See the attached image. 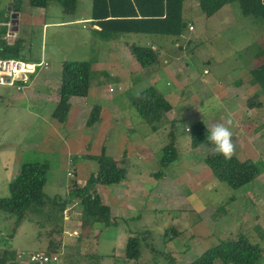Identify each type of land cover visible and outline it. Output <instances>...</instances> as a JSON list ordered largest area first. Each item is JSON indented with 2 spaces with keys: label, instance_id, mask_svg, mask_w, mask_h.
Here are the masks:
<instances>
[{
  "label": "rangeland",
  "instance_id": "rangeland-1",
  "mask_svg": "<svg viewBox=\"0 0 264 264\" xmlns=\"http://www.w3.org/2000/svg\"><path fill=\"white\" fill-rule=\"evenodd\" d=\"M5 2L0 0L2 12L7 11ZM91 7L92 0H77L76 11L71 15L65 14L56 3L46 9L31 8L42 14L45 11L48 23H69L49 26L44 30L42 25L31 27L21 24L20 31L16 32L18 39L15 35L13 42L16 41L20 47L19 59L30 62L43 59L48 63V68L33 79L36 84L32 88L21 92L11 91L14 93L12 97L6 94V88L0 87V198L9 197L8 185L16 180L22 167L36 163L45 164L48 169L43 189L46 199L66 197L65 187L71 180L72 168L75 166L76 181L84 185L89 175L97 170L96 162L88 161L87 156H98L105 149L106 156H112L120 167L126 168L122 187L120 184L96 187L103 203L110 207L113 223L106 228L81 223L78 203L68 205L61 215L58 206H45L42 214L29 213L18 227L15 217L0 210V255L2 250L12 253L56 250L60 254L59 264H169L165 256L170 254L174 257L172 264H184L196 260L221 243L244 236L263 249V257L255 264H264V125L261 126L264 122V104L262 109L255 111L245 108L247 104L244 102L245 98L260 89L257 85L250 88L251 84L247 85V81L251 79L250 70L264 62L263 22L244 17L237 2L224 6L206 18L195 0H187L183 4L187 27L182 37L173 38V44L179 47L169 50V43L165 42L168 49L165 55L174 56L170 59L165 56L168 61L175 60L181 53L183 61L189 60L188 63L193 65L187 66L190 72L192 68L199 75L209 72L205 78L213 77L223 83L230 79L241 80L243 84L240 87L233 85L239 88L238 91L245 86L239 92L238 104H234V107H241L243 112L240 115L243 117L239 120L252 123V128L250 134L246 135L236 121L232 122L236 145L234 156L243 161H252L260 174L251 183L234 190L212 178L204 163L209 148L206 145L191 148L190 134L186 132L191 124L219 112L218 104L212 99L194 104L190 113H184L185 106L182 108L181 102L171 99L177 114L174 123L177 159L160 177H156V173L161 171L162 148L169 142L167 135L174 129V124L170 128L169 124L165 126L160 122L153 125L156 133H152V126L146 124L128 102L130 96L149 87L148 83L152 82L149 74L144 79L137 74L134 87L124 90L119 86L118 78L114 76L109 79L107 75L112 71H108L106 66L95 67L91 70V86L85 100L87 106L77 108L78 100H73L71 120L59 124L51 118L50 111L56 103L42 102L37 93L47 91L37 83L41 80L45 82V73H50L49 78L54 75L48 87L53 97L63 62L92 63L96 58V50L83 45L93 39L90 25L86 23L90 20L73 23L77 18H89ZM189 24L193 31L188 30ZM141 39L132 37L127 41L142 45ZM112 41L116 45L120 39L114 38ZM114 72L118 76L117 71ZM101 83H104V88ZM196 83H199V79H196ZM155 88L158 92H165L160 85ZM170 92L166 96L173 95ZM94 93L98 97L93 101ZM260 98L264 103V95ZM93 106L102 109L101 120L99 126L89 129L84 123ZM115 106L125 118L122 129L129 141L125 147L112 150L110 146L113 144L107 138L103 141L102 128L103 120L107 114L114 112ZM88 111L89 115L86 116ZM216 118V123L225 121L221 116ZM242 132L247 139L245 135H240ZM240 137L242 141L247 140L249 152H242V146L237 142ZM74 161H77L75 165ZM203 171L208 179L204 175L203 178L197 175ZM122 212L125 214L120 216ZM237 219L240 222L236 225ZM173 230L180 234L174 236ZM73 232L78 236H69ZM142 237H148L146 243L152 244L159 255L152 254L142 245ZM127 246L141 249L138 260L125 258ZM95 254L99 257H95Z\"/></svg>",
  "mask_w": 264,
  "mask_h": 264
},
{
  "label": "trees",
  "instance_id": "trees-1",
  "mask_svg": "<svg viewBox=\"0 0 264 264\" xmlns=\"http://www.w3.org/2000/svg\"><path fill=\"white\" fill-rule=\"evenodd\" d=\"M187 0H92L89 22L90 33L103 41H112L118 37H141L142 45L132 44L130 54L136 63L146 69L160 60L159 52L153 50L150 39L158 41L164 37L179 38L186 29L187 24L182 18L183 4ZM206 18H210L226 5L237 2L244 17L260 19L264 24V0H195ZM30 8L46 9L52 3L58 4L62 11L71 15L76 11L77 0H28ZM23 0H11L8 17L1 19L9 22V13L16 19L21 13ZM193 28V27H192ZM7 29H0V58L19 59V49L16 41L9 45L4 40ZM127 39V38H125ZM127 42V40H126ZM91 62H63L61 66L60 83L57 89L58 101L50 116L59 124L67 120L72 97L85 98L88 95L91 81ZM250 84L259 85L260 93L252 95L247 100L249 109H260L263 104L258 98L264 95V62L250 70ZM238 84V83H237ZM130 105L139 117L152 126L162 122L163 117L171 110L164 98L153 88L144 89L137 95L130 96ZM100 107L93 106L87 118L86 126L92 127L98 121ZM176 123V122H175ZM190 146L195 149L206 145L210 148L207 139L210 131L203 122H196L190 127ZM175 131V124H174ZM177 134L170 132L168 142L162 148L160 161L161 171L156 173L160 177L164 170L177 159L174 147ZM97 164L95 173H91L84 183L80 185L75 178V166L70 172L71 180L66 189V197L56 196L46 199L43 189L46 184L47 166L45 164H32L19 170L14 182L8 185L9 197L0 198V210L16 218V226H20L28 214H42L45 206H58L63 214L67 206L78 203L81 208V223L90 227L102 225L109 227L114 220L110 216V208L103 204L96 187L119 185L126 178V168L120 167L118 162L105 155L104 151L98 156H87ZM124 159H122L123 162ZM77 161H74V165ZM205 165L210 169L213 177L230 188L237 190L251 183L260 174L259 168L250 160L239 161L235 156L230 161L220 155L209 153L204 158ZM174 236L180 233L173 230ZM78 236V235H77ZM149 237V236H148ZM148 237H142V245L152 254L156 253L153 245H148ZM137 238V237H136ZM138 240V239H137ZM137 241V246H139ZM48 250V249H47ZM47 252H56L48 250ZM141 249L126 247L125 258L138 260ZM12 252L2 250L0 264H4ZM165 256V255H163ZM95 257H99L95 254ZM263 257V249L252 244L249 239L242 236L235 241L221 243L201 254L196 260L184 264H255ZM166 261L172 264L174 257L165 256Z\"/></svg>",
  "mask_w": 264,
  "mask_h": 264
},
{
  "label": "crops",
  "instance_id": "crops-1",
  "mask_svg": "<svg viewBox=\"0 0 264 264\" xmlns=\"http://www.w3.org/2000/svg\"><path fill=\"white\" fill-rule=\"evenodd\" d=\"M10 3H11V0H6V2H5V5L7 7V11H3L4 12L3 13L0 10V29H3V28L7 29L8 28L7 25L9 23L11 25L12 19L10 18V15H11L10 13H9V22L8 23L5 22L4 20H1V19L8 17V12L10 11L9 10ZM37 9H39V8H37ZM46 16L47 15H46L45 11L43 14L38 12V11L34 12L33 9L30 8L28 0H23L21 13L17 15L15 22H13L14 24H12L11 30L16 29V31L14 33L16 35V32H19L21 29V24H24V26H31V27L32 26L37 27V26L42 25V29L44 30L46 27H49V26L62 25L65 23L66 24L69 23V22H65V23L49 22L48 23V22H46ZM89 18H90V15H89ZM89 18H86V19L77 18L75 21H73V23L81 21V20L87 21ZM182 18L184 20L183 13H182ZM80 24H82V23H80ZM189 25H191V24H189ZM189 25H188V27H189ZM188 30H189V28H188ZM193 30H189V31H193ZM43 33H45V31H43ZM92 37H93L92 40H88V42H86V43L84 42V44H83L84 46H88V48L93 47L94 50H96V52H97L96 58H94L92 60L91 70L94 69L95 67L103 68L106 66V69L108 71H112L111 74H113V75H111V74L107 75V76H109V79H110V77H114V76L116 78H118V84H119V86L124 88V90H126L127 88H129L131 86L134 87V84L137 81L135 79V76L137 74H138V76H141L142 79H144L146 74L151 75L150 78H152V82H149V83L146 82L149 85V87H147V88H153L157 91V89L155 88L156 85H160L161 87H164L165 92H163V91L162 92L157 91V92L171 106V110L165 114V116L163 117V120H162V123L165 126H167V124H169V127L171 128L172 124H174L176 122L175 120L177 118V114L174 111L175 107L170 102L171 99H173L174 101L181 102L180 104L183 105L182 108L185 106V112L184 113H190L193 110L194 104H196L198 102L199 103H206L208 100L212 99V100L216 101V103L218 104V111L219 112L215 115L211 114V115L205 116L204 119L199 120L197 122H200V121L203 122L204 125L207 127V129L210 131L212 125L217 124L215 122V120L217 119L216 117L221 116V117L225 118V120L230 118L232 122L234 121V123H235V121H236L239 124L238 127L241 126L240 128L242 129V131L245 132L246 135L250 134V130L252 128V123L249 124L247 122H245V123H243V121L241 122L239 119H241L243 116L240 115V113L243 111L241 110V107H239L240 109H238V108L235 109V107H234V104H236V103L238 104V98H239L238 94H240L242 88L245 87V86H242L240 91L237 90V89H239L237 87H240V85L243 84L242 81L230 79L228 82L223 83V82L216 81L213 77L205 78V76L209 75V72L206 75H199L193 71L194 70L193 68L190 72L189 71L190 69L188 67H192L193 65L188 63V62H190L189 60H187V62H185V60L183 61V56H180L181 53L175 58V60L168 61L166 58H164L165 56L168 57V59H170L169 57L174 58V56L173 55H170V56L165 55L166 51H168L167 47L165 46V42L169 43V50L172 47H179V45H177L176 43L173 44V41H174L173 38L174 37H164V38L159 39L158 41H156V40L154 41L152 39L149 40V42L151 43V45L153 47L152 49L157 50L159 52L160 60L155 65H152L146 69H142L136 63V61L134 60V58L130 54V51H129L130 46L134 43H131L128 41L126 42L127 39H125V38H132L134 36L118 37L117 39L118 40L120 39V41L116 42L117 43L116 45L112 44L115 41H103L101 39L94 37L93 34H92ZM16 38L18 39L17 35H16ZM141 42H143V41L141 40ZM108 44H109V46L107 47ZM114 47H117V48L113 49ZM126 50H128V51H126ZM187 58H188V56H187ZM46 71H43V72H46ZM114 71H117L118 76L114 75L116 73ZM49 74L48 73L44 74V77L46 78V80H43V81H45L44 83H42V80L37 83L39 87L44 88L47 92H45L43 94H39V93H37V94L39 95V97L43 103L46 104L47 101L48 102L50 101V102L55 104L58 101L57 89H58L60 80H59L58 86L56 87V91H55L56 93L52 97L50 95L51 91L49 90L48 87L52 84L53 79H54V75H52L49 78V76H50ZM162 79L164 81H166L165 85L163 84ZM196 79H199V83H196ZM35 84H36L35 81L31 82V85L27 89L29 90ZM101 84H103L102 86L104 88L105 87L104 83H101ZM248 84H250V81H247V85ZM233 85H235L237 87H233ZM189 86L191 87L190 89H189ZM257 86H258V88H260L259 85H257ZM249 87L252 88V87H256V86L251 85ZM27 89H25V90H27ZM170 90H171L170 94L173 92V95H167L166 96V93H168ZM11 91L12 90L7 89L6 94H10V96L12 97L14 93H11ZM108 91L110 92V89ZM234 92L236 93V95ZM256 93H260V89H259V91H256L254 94H256ZM88 95H89V91H88ZM94 95H95V97L93 98V101H94V99H96L98 97L95 93H94ZM262 96L263 95H261L260 97H262ZM235 97H236V99L234 100ZM260 97L258 98L259 102L264 104ZM86 98L87 97H85V98L72 97L70 99V110H69L67 120H71V116H72L71 115V109L73 107L72 101L78 100L77 101L78 103H76V105H78L77 108L85 107V106H87V104L85 103ZM249 98L250 97L245 98L244 102L247 103V100ZM222 101L224 104L222 103ZM245 108H248V107L245 106ZM260 109H262V108H260ZM260 109H251V110L257 111ZM52 110H53V108L51 109L50 113L52 112ZM113 111L114 112L112 114L106 115V118L103 120V128H102L103 129L102 137H104L103 141H106V138H107L108 142L112 143L114 145V146L113 145L110 146L112 150L119 149L121 146L125 147L126 144L128 145V141H129L128 137L124 136V132L122 129V121L125 118L122 116V114H120L119 110L116 109V106H115ZM101 114H102V109H101V112L99 114L98 121L92 127L100 125L99 122L101 120ZM170 114H173L174 116L172 118H169ZM47 115H49V114H47ZM88 115H89V111L87 112L86 116H88ZM85 122H87V120ZM84 125H85V127H87L85 123H84ZM262 125H264V122H263V124H261V126ZM92 127H87V128L90 129ZM238 127H236V128H238ZM236 128H235V130H237ZM129 129H131V128H128V130ZM171 130L173 133H175L174 129H171ZM151 131H152V133H156V131L155 132H153V130H151ZM245 134H243V132H242L240 135L243 137V135H245ZM246 135L244 137L245 139H247ZM239 139L240 140H238L237 142L242 146V152H249V148H248L249 145L246 144L247 140L244 139V141H242L243 138H241V137ZM135 143H136V141H135ZM86 144L89 145V143H86ZM102 149H104V148H102ZM102 149H101V151H102ZM104 151H105V149H104ZM108 154L110 155L109 151H108ZM238 160L243 161L241 159H238ZM207 169H208V167H207ZM207 169L205 168V170H207ZM204 172L205 171H203V173H200L197 175H200V177L203 178ZM204 176L207 178L206 175H204ZM211 176L214 179L212 173H211ZM194 177L196 178V175ZM199 182L205 183V181H202V180H200ZM121 184H123V182ZM121 184H120V186L122 187L123 185H121ZM127 190H128V188H127ZM97 192H99V191L97 190ZM130 193L134 194L132 192H130ZM65 194H66V190H65ZM98 194L100 196V193H98ZM113 199H114V197H113ZM101 200H102V198H101ZM102 202H104V201H102ZM105 205H107V204H105ZM123 214H125V212H122V214L120 216H123ZM238 222H240V220L237 219L235 221V224L237 225Z\"/></svg>",
  "mask_w": 264,
  "mask_h": 264
},
{
  "label": "built area",
  "instance_id": "built-area-1",
  "mask_svg": "<svg viewBox=\"0 0 264 264\" xmlns=\"http://www.w3.org/2000/svg\"><path fill=\"white\" fill-rule=\"evenodd\" d=\"M192 29L190 26L189 30ZM4 39L9 45L15 40V34L12 33L10 27L5 33ZM47 68L48 63L43 59L37 62H28L22 59L0 58V87L21 92L31 85L32 76L47 70ZM72 235L77 236V233L69 234V236ZM59 262L60 254L57 252L38 251L25 253L17 251L4 264H59Z\"/></svg>",
  "mask_w": 264,
  "mask_h": 264
},
{
  "label": "clouds",
  "instance_id": "clouds-1",
  "mask_svg": "<svg viewBox=\"0 0 264 264\" xmlns=\"http://www.w3.org/2000/svg\"><path fill=\"white\" fill-rule=\"evenodd\" d=\"M10 18H11V15H10ZM15 20H14V22H15ZM8 26L10 27V30H11L12 24L10 25V23H9L7 25V27ZM190 26L191 25H189V27ZM8 28H7V30H8ZM11 31L13 34L15 33L13 30H11ZM38 61H40V60H38ZM28 62H30V61H28ZM32 62H37V61H32ZM44 71H46V70H44ZM37 75L32 76V80ZM110 91H111V89H110ZM231 125H232V121L230 118L225 120L223 123L214 124V125H212V127L210 129V134H208V136H207V139H208L209 144H210V148H209L210 153L213 155L222 156L226 162L230 161L232 159V157L235 155V150H236V145L233 141V132L231 130ZM188 131L190 132V128L186 129V132H188Z\"/></svg>",
  "mask_w": 264,
  "mask_h": 264
},
{
  "label": "water",
  "instance_id": "water-1",
  "mask_svg": "<svg viewBox=\"0 0 264 264\" xmlns=\"http://www.w3.org/2000/svg\"><path fill=\"white\" fill-rule=\"evenodd\" d=\"M16 18H17V17H16ZM11 19H12L11 24H14L13 22H14L15 18H13V17L11 16ZM13 31L15 32L16 29H14Z\"/></svg>",
  "mask_w": 264,
  "mask_h": 264
}]
</instances>
